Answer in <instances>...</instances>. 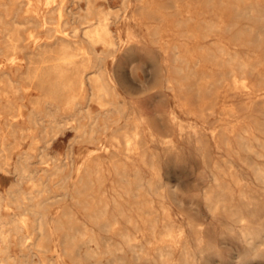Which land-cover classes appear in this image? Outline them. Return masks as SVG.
<instances>
[{"label": "rangeland", "instance_id": "1", "mask_svg": "<svg viewBox=\"0 0 264 264\" xmlns=\"http://www.w3.org/2000/svg\"><path fill=\"white\" fill-rule=\"evenodd\" d=\"M43 2L41 0L40 5L42 11H46ZM64 4V12L62 16L56 15L58 22L54 26L71 35L74 27L87 25L82 23L85 14L82 8L87 0H66ZM94 6L111 12L110 28L118 39H123L115 55L99 63L120 93L118 101L122 111L113 109L109 115L121 116V119L118 123H109L105 131L103 125H94L96 134L104 143L110 142L114 132L124 126V115L136 111L145 118V162L137 157L139 170L136 172L128 163L127 172L123 174L122 169L113 167L109 154L100 151L103 175L99 181L92 176L94 183L89 199L108 203L110 225L107 227L90 217L92 211L86 208L87 196L74 190L78 179L75 170L90 149L98 148L97 140L81 136L74 128L77 121L64 125L54 139L47 134L51 125L45 112H54L62 119L70 111L65 110L63 104L55 109L43 101L36 82L24 78L28 64L25 52H20L23 59L10 67L12 78L29 90L0 95V165L7 169H0V197L10 202L12 209L3 208L0 214L3 220H8L14 212H27L30 230L24 229L23 233H33L24 250L17 235H12L7 253L25 264H99L98 257L105 263L109 258L116 259L117 264H264V179L257 172L259 167L264 168V100L261 99L264 94V0H94ZM29 7L27 0H16L7 19L26 20L31 15ZM20 28L26 37L31 29L42 39L48 34L45 26L22 25ZM128 29L133 30L134 37H128ZM221 46L226 50L224 54L219 49ZM97 49L101 51L103 45L98 44ZM176 51L188 62L183 65L176 61ZM231 56L250 61L248 67L234 64L237 83L230 74ZM0 60L3 61L1 55ZM176 65L185 66L188 71L191 68L192 75L186 78L177 71ZM168 78L172 79L171 84ZM242 80L246 86L241 84ZM89 91L87 89V93ZM10 100L22 106V117H13L20 114V110L10 108ZM39 100L42 112L37 123H33L30 113ZM79 102L71 113L90 128L86 109L96 115L101 108L87 98H80ZM173 114L178 119L174 120ZM105 117L103 115L98 124H103ZM10 120H16L18 125L11 127ZM180 122H184L183 129L179 127ZM193 129L203 132L201 143L195 138L189 143L187 135ZM150 131L156 140L150 137ZM167 138L176 149L169 148ZM2 142L7 151L1 152ZM41 159L43 162L39 161ZM56 164L63 167L61 171L47 177L44 170ZM21 167L29 169L23 178ZM41 178L45 186H39L45 191L40 194ZM20 189L37 196L34 202H44L40 210L46 214L51 231L50 240H46L48 251L34 246L41 238L36 229L38 214L17 207L15 197ZM47 196L52 198L46 199ZM208 197L213 202L219 197V207L215 208ZM117 203L123 206L126 218L118 215ZM66 211H72L75 218L71 219ZM112 213L117 214L115 220L111 218ZM169 230L175 231L179 238L172 240ZM248 232L255 237L252 241H247L243 234ZM67 234H75L78 241L72 242ZM90 237L92 240L88 239ZM198 237L202 239L201 246L197 243ZM160 253L165 255L166 261L161 260ZM4 256L0 252V260Z\"/></svg>", "mask_w": 264, "mask_h": 264}, {"label": "bare ground", "instance_id": "2", "mask_svg": "<svg viewBox=\"0 0 264 264\" xmlns=\"http://www.w3.org/2000/svg\"><path fill=\"white\" fill-rule=\"evenodd\" d=\"M40 1L41 0H37L36 3H34L33 0H27V4H28V6H30L29 10L31 11V15L29 17H27L26 20H24V21H17L15 19H12V20L7 19V17L10 15V12L12 11L11 9H14V7H15L16 0H10V1L0 0V26L3 27L0 29V32L3 33L2 38L0 37V55L3 57V61L0 60V95H4V96L8 95L7 94L8 91L16 93V92H19L20 90L27 89V86H24L23 84L15 81L12 78L13 70H11L12 68H10L13 65H15L17 62H19V60L23 59L19 56L20 52H25V54H26L25 59L27 60L28 66H27V71L25 73L24 78H26L32 82L33 81L36 82V88L41 90L43 101L47 105H49V107L54 106L55 109H58L59 104H63L64 105L63 108L65 110L70 111L69 114L63 115L62 119H59L58 116L54 112L46 111L45 116L48 117L49 123L51 125V128L49 131H47V134H51L52 138L54 139L59 133L62 132V127L64 125L70 124L73 121H77V125L74 126V128L76 129L77 132H79V134L81 136H86L91 141H93V139L97 140L98 148L90 149V151L85 156V159L83 160V162H81L80 165H78L76 170H75L78 179H77V181H75L77 183H75L76 187L74 190L79 195L84 194L85 196H87L86 197L87 198L86 199V208L88 210L92 211V213H90L89 216L92 217L93 219L98 220V222L104 224L105 226L109 227L110 221H109V216H108V211H109L108 203L102 204L101 201L96 203V202H93L92 200L89 199V196H91V195H89L90 194V188H91L92 184L94 183L92 176H96L98 181H99V179H101V177L103 175L102 172L104 170V163H103V160L100 156V151L108 153L110 156V161L113 164V167L116 170L122 169L123 174H126V172H127L128 163H131L135 167L134 169L137 172L139 170L140 166L136 163V161H137L136 158L138 157L142 162H145V157L147 155L146 147L144 144L145 130H144V126H143L145 118L142 115L137 114L136 111H134V110L127 112L124 115V117H125L124 118L125 122L123 124L124 126L118 128L114 132L110 142L104 143V141H102L96 134L95 126L103 125V129L105 131L109 128V125H110L109 123H111V122L118 123L119 120L121 119V116L113 118L112 116L109 115L113 109H116L119 112L122 111V109L119 107V101H118V97L120 96V93L118 92L115 84L112 83L111 79H109L107 77L106 69L103 68L101 65H99V63H101L107 56H114L115 52L117 51V48L119 46V43H121L123 41V39H121V38L118 39L114 35L112 29L110 28L109 19L111 17V12H109L105 9L99 8L100 6L98 8L96 6H94V0H87V4H86L85 8H82L85 12V14L82 15V23H87V25L82 26V28H79L77 26L74 27L72 29L71 35H69V33L67 34V32H65V31H59L54 26L58 22L56 19V15L62 16V14L64 12V6H65L64 3L66 0H44L43 5H44V8L47 9L46 11H44V10L42 11ZM138 1H140V0H138ZM79 2H80V0H79ZM140 7L138 6L139 10H140ZM110 10H112V9H110ZM141 10H143V9H141ZM25 12H27V11H25ZM112 13H114V12H112ZM245 13H246V11H245ZM250 14H252V13H250ZM62 18H64V17H62ZM191 20H192V18H191ZM110 21H111V19H110ZM133 22H134V20H133ZM236 24H238V23H236ZM22 25L45 26V27H47L48 34H47L45 39H42L41 37H39V35L36 31L31 29L28 32V36L26 37V36H24V34L21 31L20 26H22ZM59 25H60V22H59ZM246 28H247V26H246ZM132 29H128V37L129 38H132L135 36ZM59 33H63V34H59ZM184 34H186V32ZM189 35L190 34H188V36ZM193 35H195V34L192 33L191 37H194ZM187 38H189V37H187ZM29 42H32L33 46L29 45ZM211 42H213V41H211ZM244 43L246 45V42H244ZM98 44L103 45V49L101 51H99L97 49ZM219 49L223 54L226 52V50L224 49L223 46L219 47ZM203 54H204V52H203ZM124 56H125V54H124ZM144 56H145V54H144ZM243 56L245 57V55H243ZM161 57H162V55H161ZM113 59H114V57H113ZM175 60L181 61V63H183V65L188 62L186 60L185 56L182 55L180 51L175 52ZM208 62H210V61H208ZM249 62L239 60V59H237L236 56L230 57L229 63L232 65L230 74L233 76L235 83L239 82V79L236 76L234 64L237 63L241 67H248V66H250ZM220 63H222V62H220ZM150 64H152V63H150ZM7 65H9V67H7ZM164 65H165V63H164ZM258 67H260V66H258ZM176 69L178 72H180V73L182 72L183 74L182 73L181 74L184 75L186 78L187 77L189 78V76L192 75L191 68H189V71H188V68H186L185 66L176 65ZM194 70H196V68ZM194 73H195V71L193 72V75L195 76L194 79H195L197 75H195ZM123 78H125V77H123ZM198 80H200V79H198ZM118 81H120V80H118ZM123 81H126V79ZM167 81L170 84L173 82L171 78H168ZM218 82L221 83V80L219 81V79H218ZM127 83H129V81ZM127 83H125V84L127 85ZM153 83H154V81H153ZM245 83H246L245 80L241 81V84L244 86H246ZM131 85L132 84L130 83V86H128V87H131ZM207 86H208V84H207ZM196 87H198V86H196ZM87 89L90 90L88 93H87ZM133 89L134 88L132 86V90ZM27 90H29V89H27ZM80 98L81 99L87 98V100H89V101H95L98 103V105L101 108V112L99 114H96V115L92 114V112L89 109H86L87 117L90 119V125H92L90 128H87L86 124L80 122L79 121L80 119L76 118L74 113L73 114L71 113L72 108L75 105H78L80 103L79 102ZM127 98H129V97L127 96ZM261 99L264 100V94L262 95ZM137 103H136V105H137ZM16 104L17 103H15L11 100L9 101V107L10 108L15 109L17 107L20 110V114L13 115V117H17V116L22 117L24 115L22 110H21L22 106H17ZM259 104H261V103H259ZM40 107H41V101L40 100L36 101L34 103V108L31 111L30 117H29L31 122L37 123L38 115H40L42 112ZM71 115H74V116H71ZM103 115L106 116L103 119V124H98ZM172 117L174 120L178 119L174 114L172 115ZM15 122H16V120H10L9 125L11 127L14 125H18ZM184 122L179 123V127L181 129H183V127L185 126V125H183ZM186 124H187V122H186ZM187 126L189 127L192 125H187ZM11 129H13V128H11ZM30 131H31V129H30ZM12 132L14 133L15 130H13ZM149 133H150L149 134L150 137H152L153 140H156L154 133L151 131ZM203 136H204L203 132L201 130L197 129V130L189 132L187 135V138L189 139V143L193 138H195L199 143H201L203 141V138H202ZM183 137H185V136H183ZM53 139H50L51 140L50 143H52ZM80 139H82V138H80ZM167 139H169V141L167 140L168 141L167 144L169 145V148L172 150L176 149V146L172 142V140H170V138H167ZM253 142H254V140H253ZM2 144H3V147L1 149V152L7 151L8 150L7 146H5L4 142H2ZM35 144L36 143H34V146H36ZM50 145H52V144H50ZM47 146H49V145H47ZM246 146L251 150V146L248 143H246ZM31 150H33V149H31ZM205 152L207 153L208 151H205ZM71 153H73V152H71ZM172 154H173V152H172ZM180 154H179V156H180ZM202 158L204 161V159H205L204 156H202ZM42 159L39 161H42ZM208 159H210V158H208ZM71 161H72V159H71ZM6 163L8 164V162H6ZM72 165H73V163H72ZM62 168L63 167L56 164L52 169H45L44 171H45V174L47 175V177H51V176H55L56 173L58 171H61L60 169H62ZM151 168H152V165H151ZM0 169L7 170L6 167H2L1 165H0ZM28 170L26 169V167H21V169H20L21 178L28 175ZM209 170H210V168H209ZM257 172H258L259 176L262 179H264V168L259 167L257 169ZM183 173H185V172H183ZM188 173H186V174H188ZM173 174H174V172H172L171 175H173ZM178 176L179 175H176L175 177H178ZM187 177H188V175H187ZM68 178L69 177H67L66 179H68ZM215 178H216V176H215ZM52 179H53V177H52ZM184 179H182V180H184ZM187 179H189V178H187ZM171 181H172V179H171ZM44 182H45V180L43 178H41V182L38 184V186L39 185L45 186ZM65 182H66V180L64 181V184H65ZM185 182H187V180ZM95 183H96V180H95ZM187 183H189V182H187ZM194 183L195 182H193V184ZM34 185H33V187H34ZM178 185H180V184H178ZM182 186H183V184H182ZM38 190L41 194L42 192L45 191V188L44 187L42 188L39 186ZM21 191H20V193H16V194H19V195H16V197H15L17 207L23 208L24 210H27V211H31L32 214L33 213L38 214L36 229L40 232L41 238L37 242H34L36 244L34 246L35 247L37 246L39 248V250H43V251L47 250L48 251L49 247H48V244H46V240H48V239L50 240L51 231H49V228H48V222L46 221V217H47L46 214L40 210V208L43 206L44 202L42 200H36V202H34L37 196H35L32 193L28 194L24 191H22V192ZM92 191L93 190H91V193H92ZM50 198H52V196L46 197V199H50ZM63 199H65V198L63 197ZM207 199L214 204L215 208L219 207V202H220L219 197L217 198L218 200H215V202H213L211 197H208ZM14 204H15V202H14ZM146 204H148V203H146ZM3 208L9 210L11 208V203L5 201L4 198L0 197V211ZM215 208H214V210H215ZM10 210H12V209H10ZM116 211H117L118 215L126 218L127 215L123 209V206L120 203H117ZM65 214H68V216L71 219L75 218V214L72 211L71 212L66 211ZM167 217L168 218L171 217L170 213H167ZM111 218H114V220H115L117 218V214L112 213ZM3 219L4 218L0 214V252H3L5 254V256L0 260V262H1V264H25V262L18 261L15 257L8 254L7 252H8V248L10 246V242H11L10 237L14 234L17 235V239L19 241V245H20L21 249L24 250V249L28 248L29 244L27 243V241L32 237L33 232H29L28 234L27 233L25 234V233H23V231H24V229H27V228H28L27 230H30L29 226H28V220H30L29 216L27 215V212H14L8 220H3ZM150 220H151V218H150ZM186 220H187V218H186ZM249 224H251V223H249ZM138 225H140V224H138ZM113 227H115V226H113ZM111 229H112V227H111ZM198 229H199V227H198ZM167 230H168V228H167ZM243 234L245 235V238L247 241H252L255 238L254 235L252 234V232L243 233ZM81 235L84 236L85 233L82 232ZM168 236L172 240L179 238V235L173 230H169ZM67 237L70 238V240L74 243L78 241V237L75 234H70V235L67 234ZM126 237H128V236H126ZM161 237H163V235ZM13 238H14V236H13ZM166 238H167V236L164 239H166ZM88 239L92 240L91 237ZM108 239L110 240V238H108ZM161 242H162V240H161ZM201 242H202V239L200 237H198L197 243L200 246H201ZM70 245H72V244H70ZM74 246L77 247L76 245H74ZM262 246H264V242H263ZM81 249H84V248H81ZM56 250H57V248H56ZM75 250H78V249H75ZM84 252H86V251H84ZM126 254H128V253H126ZM131 254L132 253H130V255ZM136 254H137V252H136ZM92 255L97 256L99 254L92 253ZM119 255H120V253H119ZM160 258L162 261L167 260L163 253H160ZM209 258H211V257H209ZM97 262L99 264H101V263H103V264H117V260L111 259V258H109L107 263H105L100 257H98ZM44 264H46V263H44ZM49 264H54V263L50 262ZM178 264H180V263H178Z\"/></svg>", "mask_w": 264, "mask_h": 264}]
</instances>
